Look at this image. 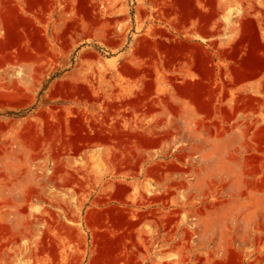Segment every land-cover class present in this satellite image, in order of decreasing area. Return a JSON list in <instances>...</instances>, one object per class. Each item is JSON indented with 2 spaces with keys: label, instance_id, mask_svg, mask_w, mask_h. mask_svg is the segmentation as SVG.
Instances as JSON below:
<instances>
[{
  "label": "rangeland",
  "instance_id": "obj_1",
  "mask_svg": "<svg viewBox=\"0 0 264 264\" xmlns=\"http://www.w3.org/2000/svg\"><path fill=\"white\" fill-rule=\"evenodd\" d=\"M0 264H264V0H0Z\"/></svg>",
  "mask_w": 264,
  "mask_h": 264
}]
</instances>
